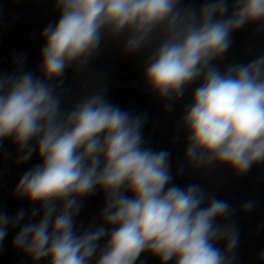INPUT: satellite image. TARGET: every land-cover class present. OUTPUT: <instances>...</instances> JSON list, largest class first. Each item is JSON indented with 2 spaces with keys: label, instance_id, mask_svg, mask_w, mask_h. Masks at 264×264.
<instances>
[{
  "label": "clouds",
  "instance_id": "1",
  "mask_svg": "<svg viewBox=\"0 0 264 264\" xmlns=\"http://www.w3.org/2000/svg\"><path fill=\"white\" fill-rule=\"evenodd\" d=\"M55 7L58 21L41 33V77L0 75V143L17 146L18 163L33 152L41 160L14 190L39 207L14 216L0 211V244L27 215L12 245L33 264H90L94 256L95 264H136L145 252L160 264H235L237 227L216 222L233 214L230 202L197 184L170 183V152L144 146L146 116L111 104L103 88L64 112L56 89L67 68L88 63L105 34L124 36L126 55L155 44L143 73L151 92L177 100L200 81L180 122L185 159L194 168L223 164L242 175L264 163V54L224 71L213 61L231 47L233 32L248 23L264 27V0H202L198 9L182 0H55ZM96 190L105 196L101 223L80 231V198ZM254 207L247 201L242 210ZM258 259L264 264V251Z\"/></svg>",
  "mask_w": 264,
  "mask_h": 264
}]
</instances>
